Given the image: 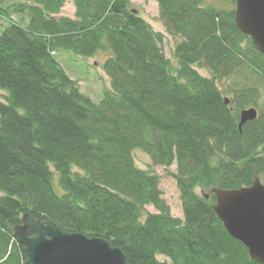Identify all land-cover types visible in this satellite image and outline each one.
<instances>
[{"label":"trees","instance_id":"16d2710c","mask_svg":"<svg viewBox=\"0 0 264 264\" xmlns=\"http://www.w3.org/2000/svg\"><path fill=\"white\" fill-rule=\"evenodd\" d=\"M28 1L13 9L21 21L0 27V264L25 262L12 237L25 213L102 238L127 264H259L216 217L214 196L201 194L264 177V95L233 90L225 105L217 86L242 68L264 84V57L237 28L235 7L154 0L176 40L173 67L164 34L130 0H72L74 20L53 17L66 0ZM102 52L109 87L96 104L57 56ZM249 107L257 118L239 132ZM135 150L153 166L176 165L183 219L170 214L159 176L135 164Z\"/></svg>","mask_w":264,"mask_h":264},{"label":"water","instance_id":"95a60500","mask_svg":"<svg viewBox=\"0 0 264 264\" xmlns=\"http://www.w3.org/2000/svg\"><path fill=\"white\" fill-rule=\"evenodd\" d=\"M235 21L264 56V0H234ZM228 105L229 99H224ZM257 118L255 108L239 113L238 130ZM214 196L213 211L231 238L241 243L250 259L264 264V185L256 177L249 187L235 190L211 188L201 193ZM12 237L22 246L24 264H127L119 248L102 238L65 232L51 221L41 222L29 213L13 227Z\"/></svg>","mask_w":264,"mask_h":264},{"label":"rangeland","instance_id":"374dc122","mask_svg":"<svg viewBox=\"0 0 264 264\" xmlns=\"http://www.w3.org/2000/svg\"><path fill=\"white\" fill-rule=\"evenodd\" d=\"M67 1L68 5H65V14H69L68 10L72 9V4H69L70 0ZM130 2L131 7L136 10L139 15L142 16V18H144L151 25L154 31H160L164 34V38L161 44L163 52L166 58L170 60L172 66L176 67L175 59L172 56V50L176 40L165 32L164 27L159 20L157 3L154 0H130ZM203 2L205 5H210L217 9L234 8V5L230 0H203ZM20 4L27 5L29 4V1L0 0V6L3 8V10H7L5 12H2L3 17H0V27H4L7 25V18L9 17L14 21H21L24 15L13 10L19 8L18 6ZM106 55H108V53H98L94 57L84 61L78 58L77 61H75V58L63 59L62 57L57 56L60 65L66 71L67 75L78 83L81 93L89 97V99L96 104L100 101L103 95V91L109 87V79L102 68V64ZM197 70L202 76L208 77V73L203 69L197 68ZM261 83L262 80L259 79L258 76L250 72L249 69L242 68L233 77L218 81L217 86L223 93L224 98L230 99L232 97L231 91H239L243 88H257L260 91L259 98H262L264 95V84ZM4 95H6V92L0 89V102H4ZM260 154L264 156V146L260 148ZM133 157L135 164L139 168L143 170L151 169L155 174L159 176V188L162 192V198L169 206L170 214L175 218L183 219L179 192L176 186V182L171 176V174L176 173V165L173 164L169 168H165L162 166H153L150 157L141 150H135L133 152ZM74 171L77 170L74 169ZM259 180L264 185V177H260ZM54 185L56 189H59L57 187V183H55ZM145 209L150 213L155 212L152 206H147L145 207ZM157 259L161 262H167V260L161 256H158Z\"/></svg>","mask_w":264,"mask_h":264},{"label":"crops","instance_id":"0c3cea01","mask_svg":"<svg viewBox=\"0 0 264 264\" xmlns=\"http://www.w3.org/2000/svg\"><path fill=\"white\" fill-rule=\"evenodd\" d=\"M67 0H66V2H65V4H64V6L61 8V10H60V12H59V14H57V15H53V17H65V18H68V19H71V20H74L75 19V17H74V14H75V8H74V6H73V4H72V0H70V2H69V4H72V9H69L68 11V13L69 14H65V5L67 4ZM68 5V4H67ZM60 57H62L63 59H65V58H67V59H73V58H69L68 57V55H66V54H64V55H61ZM77 58L78 59H80V60H82V61H84V60H88V59H83V58H80V57H76L75 59V61H77ZM90 59V58H89ZM79 60V61H80ZM81 61V62H82Z\"/></svg>","mask_w":264,"mask_h":264}]
</instances>
